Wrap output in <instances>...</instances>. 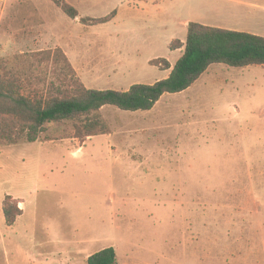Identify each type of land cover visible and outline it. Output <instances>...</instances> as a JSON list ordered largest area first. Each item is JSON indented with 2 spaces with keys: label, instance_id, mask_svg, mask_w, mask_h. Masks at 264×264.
<instances>
[{
  "label": "rangeland",
  "instance_id": "1",
  "mask_svg": "<svg viewBox=\"0 0 264 264\" xmlns=\"http://www.w3.org/2000/svg\"><path fill=\"white\" fill-rule=\"evenodd\" d=\"M65 1L77 20L49 0H0V75L30 92L66 83L63 64L46 73L27 63L61 50L86 89L153 85L171 72L164 61L173 68L182 56L170 47L186 41L195 7ZM212 1L215 15L232 8ZM112 13L106 24L82 23ZM242 17L264 38V15L248 8ZM100 117L107 135L78 138L67 123L46 126L34 144L0 145V264H17L19 252L43 254L41 264H87L108 248L118 264H264V67L212 65L151 111L107 106ZM8 196L25 211L13 229L4 225Z\"/></svg>",
  "mask_w": 264,
  "mask_h": 264
},
{
  "label": "trees",
  "instance_id": "2",
  "mask_svg": "<svg viewBox=\"0 0 264 264\" xmlns=\"http://www.w3.org/2000/svg\"><path fill=\"white\" fill-rule=\"evenodd\" d=\"M71 20L79 18L78 11L65 0H49ZM116 13L102 19H83L87 26L112 21ZM171 51L183 50L172 68L167 61L164 71L168 78L153 85L137 84L126 92L86 89L75 77L71 64L61 50L32 54L30 66L53 72L64 66L66 83H51L46 89L26 91L25 85L12 75H0V145L17 146L23 142L34 144L48 125L73 123L78 138H94L110 133L100 117L107 106L124 112L151 111L165 95L181 94L189 90L212 65L246 69L264 67V38L255 35L203 26L188 25L183 44L174 42ZM59 82V81H58ZM22 202L6 197L3 214L8 227L15 225L23 214ZM87 264H118L115 249H104L87 259Z\"/></svg>",
  "mask_w": 264,
  "mask_h": 264
},
{
  "label": "crops",
  "instance_id": "3",
  "mask_svg": "<svg viewBox=\"0 0 264 264\" xmlns=\"http://www.w3.org/2000/svg\"><path fill=\"white\" fill-rule=\"evenodd\" d=\"M193 1L195 2L194 3L195 7H194L193 15H192L193 18H191V20H187L183 22L184 28L188 29V25L190 23H196V24H200V25L212 27V28L247 33V34H251L255 36L258 35L256 32H254V30H252L254 29V27L252 28V26L249 23H246L243 21L242 13L244 10L251 8L252 10H255L258 14L264 15V1H261V2L257 1L255 2L256 4H253V3L250 4V3L244 2L243 0H220V1H224L225 3H229L230 7H232L231 9H229V13H226L225 15H223L221 12H219L218 15H215V12H213L214 9H212L209 5L205 4L206 0H193ZM209 1L213 2L212 0H209ZM207 15H209V17H207ZM203 21H212L210 23H219L225 26H209L208 24H203ZM185 42L186 41H183L181 43L184 44ZM17 200L20 201L19 199ZM19 208L23 211V214L20 218H18L15 225L13 227H10L11 229L15 228L25 218V211H24L23 203L19 205ZM4 222H5L4 225L7 226L6 221ZM44 232H49V229H45ZM47 236H48L47 238H49L50 236L49 233L47 234ZM18 254L20 255V259L18 260L19 262H17V264H28V263L41 264L43 262V259H41L44 256L43 254L42 255L37 254L36 256H34V258L36 257L35 259L37 258L40 259V260H34V261H32L31 258L28 257L27 255H24L23 257V255L20 252L17 253V255Z\"/></svg>",
  "mask_w": 264,
  "mask_h": 264
}]
</instances>
